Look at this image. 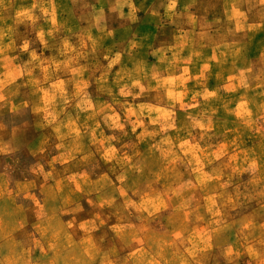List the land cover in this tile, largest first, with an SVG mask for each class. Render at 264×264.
Wrapping results in <instances>:
<instances>
[{
	"label": "rangeland",
	"instance_id": "374dc122",
	"mask_svg": "<svg viewBox=\"0 0 264 264\" xmlns=\"http://www.w3.org/2000/svg\"><path fill=\"white\" fill-rule=\"evenodd\" d=\"M27 3L35 7L33 15L20 7ZM43 4L44 0H0V42L16 38L40 51L32 32L44 22ZM27 21L36 27L23 28ZM61 36L57 35L58 41ZM57 44L51 48V61L38 57L27 64L25 54H17L15 62L38 73L31 78L33 84L48 86L60 78L56 71L63 74L75 64L77 48ZM60 55L67 58L59 59ZM14 61L0 59L4 125L0 153L8 150L3 140L9 141L13 126L24 124L29 130L19 131L9 145L14 152L0 157V186L9 211L28 218L15 219L2 233L7 237L0 264H264V61L249 77L256 86L252 106L235 111L218 106L189 109L184 102L181 113H193L205 122L201 135L192 133L199 127L187 123L173 128L178 109L134 107L123 121L117 113L111 117L113 109L107 107L100 115L108 134L104 144L112 141L119 153L99 156V161L94 155L72 161L45 178L31 172L34 160L27 154L37 140L28 110L20 108L22 100L32 97L27 80L19 76L18 68L12 75H2ZM57 87L59 83L51 89L60 98L64 92ZM139 94L132 98L138 101ZM162 95L152 90L141 93L142 98L158 102ZM126 107L116 108L124 118ZM17 110L23 114H10ZM50 132L45 130L49 141L42 155L47 162L57 150ZM82 169L85 172H77ZM106 170L107 184L90 188L88 178ZM68 175L74 177L67 178L60 190L62 198L74 204L58 213L54 203L44 199L41 184ZM58 214L61 220L54 217ZM10 232L14 235L8 236ZM12 243H18L17 250H12Z\"/></svg>",
	"mask_w": 264,
	"mask_h": 264
},
{
	"label": "crops",
	"instance_id": "0c3cea01",
	"mask_svg": "<svg viewBox=\"0 0 264 264\" xmlns=\"http://www.w3.org/2000/svg\"><path fill=\"white\" fill-rule=\"evenodd\" d=\"M76 1L44 0L41 9L44 22L37 24L36 33L32 32L37 35L40 51L30 47V42L20 43L16 38L10 41L2 38L0 42V59L10 57L14 61L18 53H24L27 64L38 57L53 60L50 51L56 43L77 48L75 64L63 74L56 71L60 78L48 86L33 84L31 78L38 73L22 63L14 61L5 74L2 72L12 75L18 68L19 76L26 78L32 94L20 102V108L29 112L33 137L37 139L32 143L34 149L27 148V154L34 160L32 173L45 178L57 169L67 168L72 161L93 155L99 161V156L119 153L112 141L104 144L108 134L100 115L107 107L113 109L111 117L117 113L123 121H127L134 107L178 109L173 128L182 123L194 125L199 130L192 133L199 136L205 122L193 113H181L184 102L189 109L218 106L235 111L252 106L251 93L256 86L249 83V77L258 63L264 61V0H84L85 4ZM20 7L31 15L35 12L33 4ZM25 25L29 29L36 27L28 21L22 27ZM58 34L62 35L59 41ZM66 58L60 55L59 59ZM67 82H73L72 86ZM57 83V91L64 92L60 98L51 89ZM147 90L164 94L163 99L158 102L142 98L141 93ZM133 93H140L138 101L133 99L136 98ZM218 99H222L223 106L222 102L215 103ZM125 105H128L126 118L116 111ZM10 114L21 116L23 110ZM47 128L57 148L50 158L52 162L44 161L42 156L49 141ZM0 130H4L2 122ZM28 130L24 124L13 126L9 141L3 140L8 150L0 153V157L14 152L9 146L14 136ZM71 176H58L41 184L44 199L52 201L58 213L66 205L74 204L64 200L60 190ZM88 179L90 188L104 187L109 179L108 170ZM1 190L0 186V251L3 252L6 250L3 238L7 234L2 233L7 232L8 225L15 224V219L28 216L12 214ZM38 204L42 211L44 205L40 201ZM54 217L61 220L59 214ZM41 218L42 215L38 221ZM12 245V250L18 249V243Z\"/></svg>",
	"mask_w": 264,
	"mask_h": 264
},
{
	"label": "clouds",
	"instance_id": "9594fccd",
	"mask_svg": "<svg viewBox=\"0 0 264 264\" xmlns=\"http://www.w3.org/2000/svg\"><path fill=\"white\" fill-rule=\"evenodd\" d=\"M26 47V46H25Z\"/></svg>",
	"mask_w": 264,
	"mask_h": 264
}]
</instances>
